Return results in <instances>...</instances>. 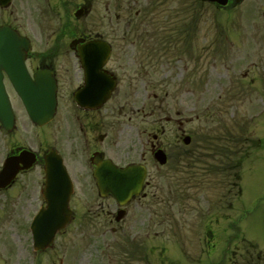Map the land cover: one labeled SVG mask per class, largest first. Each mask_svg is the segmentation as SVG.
Here are the masks:
<instances>
[{
	"label": "flooded vegetation",
	"instance_id": "af4514ba",
	"mask_svg": "<svg viewBox=\"0 0 264 264\" xmlns=\"http://www.w3.org/2000/svg\"><path fill=\"white\" fill-rule=\"evenodd\" d=\"M243 1L228 0L219 7L192 0L187 9L194 15L198 3L233 11ZM179 2L0 0V54H5L0 57V75L11 104L20 102L13 89L17 79L11 75L18 77L21 62L32 79L39 71L49 73L57 101L54 117L42 132L37 133L31 123L20 127L17 111L9 129L0 125V173L6 162L17 167L13 178L0 186V234L5 215L15 229L14 238L0 237V264H264V245L247 238L244 221L249 211L239 202L243 164L251 158L250 147L257 140L240 134L236 159H228L223 145L219 151L223 158L212 167L211 159V163L201 162L200 157H207L204 151L215 155L218 146L194 143V112L185 116L178 109L174 116H165L159 110L147 111L148 97H158L149 95L147 88L153 84L160 53L165 49L183 53L186 41L193 47L192 13L184 29L173 26L180 7L186 6ZM253 8L264 19V5ZM79 12L87 16L77 18ZM89 14L92 30L80 23ZM263 35L256 32L243 45L249 49L241 46L239 53L254 54L250 68L256 66L259 72L249 83L256 88L253 102L264 104ZM91 41L110 48L102 72L115 86L101 107L82 108L74 102L75 93L83 101L96 103L105 91V86L102 91L94 86V74L85 73L80 56L95 50L84 47ZM248 75L249 68L244 69L237 80L244 81ZM122 116L142 122L135 123L134 139L124 136L130 124L121 121ZM169 126L175 127L170 134ZM258 130H264V121ZM52 150L61 156L73 183L71 215L49 246L35 249L30 222L37 211L36 200L43 204L45 157ZM157 151L165 154V165L155 161ZM99 155L119 168L138 166L144 171L142 190L125 204L111 193L101 196L98 192L93 159ZM212 173L223 183L224 191L217 198L196 191L200 182L211 181ZM164 177H172L178 188L172 202L165 204L169 198L157 191ZM169 229L170 242L164 240Z\"/></svg>",
	"mask_w": 264,
	"mask_h": 264
},
{
	"label": "rangeland",
	"instance_id": "374dc122",
	"mask_svg": "<svg viewBox=\"0 0 264 264\" xmlns=\"http://www.w3.org/2000/svg\"><path fill=\"white\" fill-rule=\"evenodd\" d=\"M191 3L192 0H180L179 2V5H186L184 8L180 7L177 16L179 19L176 21L175 17V22L172 21L174 22L173 26H177L179 30L187 26V15L192 13L187 9V5L190 6ZM252 5L256 7L264 5V0H244L233 11H226V13L217 11L213 7L195 3V13L194 15L191 14L194 20L192 26L193 47L186 41L183 53L181 51L175 52L173 49V51L165 50L160 53L161 59L156 75H153L155 76L153 84L147 88L148 93H156L158 97L154 99L151 96L146 103L148 112L159 110L165 116H174V112L178 109L185 116L194 112L196 117L193 127L196 133L194 142L196 144L226 143L218 138L226 134L225 131L227 130L235 138H240V134L249 135L253 139L261 138L260 149L254 151L251 158L243 164V197L240 198L239 202H242L240 206L249 211L244 221L247 238L263 246L264 130L259 131L258 129L264 118L261 116L258 119L256 114L250 115L251 112H254L253 110H256L255 102H253L256 88L249 83L250 78H254L259 70L256 69V66L250 68L251 61L255 60L253 53L246 52V55L239 53L241 46L243 50L249 49L243 45L249 43L250 38L256 32L264 33V19L260 12L256 13ZM80 23L90 30L93 29L94 21L91 14ZM211 42L212 48L209 46ZM236 56L238 57L237 60H235ZM241 59L243 60L241 61ZM247 62H249L248 65ZM247 68H249L248 77L244 81L237 80L242 76L243 70ZM229 79L232 80V84H230ZM14 106L15 110L20 113V104L16 102ZM257 109L259 112L260 107L257 106ZM20 116L24 117L21 114ZM120 120L130 124L125 129L124 136L127 135L134 139L136 136V131L133 130L135 123L142 125V122L134 117L127 120L124 116L120 117ZM148 121L151 122L150 117ZM23 126H26V122L21 119L20 127ZM242 128L244 129L241 132ZM44 129L45 127L37 129V131L42 132ZM174 129V126H169L168 132ZM230 144L228 145L231 152L235 153L237 143ZM118 147L122 148L119 145ZM204 152L207 153V157H200L201 162L204 160L210 162L211 159L213 167L216 162L220 161L221 157L218 156V153L213 155L214 152L211 154L209 151ZM219 177V175L212 173L211 181L200 182L196 185L198 186L196 191L206 192L211 194L212 198H217V193L224 191V188L221 189L223 183L220 182ZM158 187L157 191L162 196L169 198V200L164 201V204L168 201L172 202L171 197L176 190L178 191L174 179L172 177L161 178L158 181ZM171 230L165 231L164 240H169L168 242L172 241ZM14 234L13 222L10 217L6 218L5 215L0 237L7 241L12 236L14 238Z\"/></svg>",
	"mask_w": 264,
	"mask_h": 264
},
{
	"label": "water",
	"instance_id": "95a60500",
	"mask_svg": "<svg viewBox=\"0 0 264 264\" xmlns=\"http://www.w3.org/2000/svg\"><path fill=\"white\" fill-rule=\"evenodd\" d=\"M211 1L220 4H225L226 2V0ZM37 80H40V78ZM31 86L32 87L29 88L17 87V89L21 95L25 97L24 104L29 115L38 124H43L51 118L53 106L50 102V96L52 97L53 88L49 87L44 82H38V84ZM5 99L4 90L0 87V111H4L6 108ZM158 160L161 159L158 158ZM49 163L51 164L46 168L48 184H50V188L45 197L47 200V207L34 222L36 226L33 232L36 235L44 233V235L51 240L54 233L59 230L68 219L66 206L70 184L68 183L65 171L61 168L59 162L56 161V159L54 160V157ZM57 176H61V179L55 181L56 179L54 177ZM95 177L101 192L111 191L118 193L123 200L131 194L136 193L141 182L140 176H137L133 169L127 168L118 170L114 166L108 164L99 165L98 170L95 172ZM46 225L50 228L44 229L43 226Z\"/></svg>",
	"mask_w": 264,
	"mask_h": 264
}]
</instances>
